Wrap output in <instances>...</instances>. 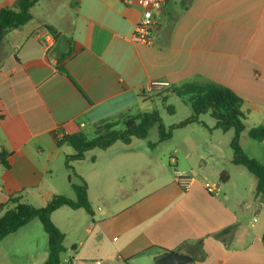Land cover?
Wrapping results in <instances>:
<instances>
[{"label": "crops", "instance_id": "crops-1", "mask_svg": "<svg viewBox=\"0 0 264 264\" xmlns=\"http://www.w3.org/2000/svg\"><path fill=\"white\" fill-rule=\"evenodd\" d=\"M60 1H38L32 20L0 40V205L17 193L36 207L54 195L74 198V170L94 213L52 214L66 263L157 264L175 251L194 260L188 264H264V223L251 220L264 209L256 182L246 188L258 201L253 212L250 200L210 194L204 181L181 185L150 146L134 147L141 140L91 150L72 169L65 159L74 150L58 146L64 135L89 136L92 126L145 112L159 93L191 82L232 90L264 125V0H168L149 45L133 39L141 8L132 0ZM14 2L0 0V10ZM47 26L69 38L62 60L50 55L57 39ZM156 82L170 86L158 91ZM48 256L36 219L0 244V264H44Z\"/></svg>", "mask_w": 264, "mask_h": 264}, {"label": "trees", "instance_id": "trees-1", "mask_svg": "<svg viewBox=\"0 0 264 264\" xmlns=\"http://www.w3.org/2000/svg\"><path fill=\"white\" fill-rule=\"evenodd\" d=\"M38 1L40 0H15L12 7H4L0 10V40L10 30L23 27L32 20L31 9ZM46 29L55 39L61 36L53 27L47 26ZM69 53L58 60H62ZM60 71L67 74L64 67H61ZM166 93L162 98V103L168 114H175V107L166 103L171 95H176L179 98H187L193 111L192 115L179 124L167 128L164 126L160 113L153 110L126 117L123 130L113 129L116 123L111 124L109 122L112 119H107L103 122L109 123V125H105L104 130H98L92 138L82 132L64 135L58 141V146L66 144L75 152L73 155L66 156L67 169H72L69 165L71 161L83 160L85 154L91 150H107L117 142L128 145L133 139H146L151 127L155 124L158 125L159 142L171 140L175 130L189 127L192 124H199V117L210 113L216 122V129L223 132L234 130L230 142L233 150L232 164L246 168L255 177L256 195L264 199V165L258 159L248 156L240 144L241 133L247 129L245 125L247 116L242 111V99L232 90L212 83L191 82L181 87L170 88ZM247 134L251 139L263 143L264 125L251 127L248 129ZM6 155L7 153L2 154L3 164L5 168H10L9 164L4 161ZM72 174L74 178L78 179V182H75L72 176L69 177L71 188L75 194L74 198H68L65 195H54L45 206L36 207L31 203L22 202L21 194L17 193L10 196L6 203L1 204L0 244L9 235L17 232L34 219H38L48 236L49 242V256L44 264H70L60 258V254L66 252L64 247L65 234L54 224L52 214L61 207H69L73 210L83 209L91 216L94 213L89 201L87 183L74 170ZM220 177L223 181H226L223 178H228V175L222 173Z\"/></svg>", "mask_w": 264, "mask_h": 264}, {"label": "rangeland", "instance_id": "rangeland-1", "mask_svg": "<svg viewBox=\"0 0 264 264\" xmlns=\"http://www.w3.org/2000/svg\"><path fill=\"white\" fill-rule=\"evenodd\" d=\"M68 0H61L58 7ZM59 8H56L57 10ZM158 90V89H156ZM163 89H161L162 91ZM160 91V90H158ZM166 91L159 93L162 96L161 100H156L155 103H148L149 109L145 112L157 110L164 122L165 127H170L174 124H179L186 118L190 117L193 113L190 102L186 97L179 98L176 95H171L168 99L167 105L175 107V114H168L165 106L162 103V98L166 95ZM133 115L125 114L122 117H117L111 120V124L116 125L113 127L115 130L124 129V120L126 117ZM245 120L246 128L241 133L240 144L245 150L246 154L252 158L259 156L258 160L264 165V146L260 142L251 139L247 131L253 126L263 125L261 116L256 112L251 115L246 114ZM199 124H192L189 127L177 129L174 131L173 138L165 142H159L158 125L155 124L151 127L146 139L135 141L134 147H147L152 148L157 156L164 162V166L173 174L180 176H189L204 182H211L220 185L224 193L231 194L232 196H239L244 200H250L253 212L258 208L257 200L246 190L251 185V181L256 182L255 177L242 166L235 167L232 164L233 150L231 149L230 142L234 135V130L223 132L215 128L216 122L211 117L210 113L201 115L199 117ZM109 123L100 122L90 130L89 136L92 138L98 130H104L105 125ZM122 146V142L117 144ZM98 151V150H92ZM263 153V157L261 154ZM256 158V159H257ZM205 163H204V162ZM231 162V163H230ZM71 172L74 179V175ZM226 173L228 177L231 175V181H223L221 174ZM234 185V186H233ZM236 185V186H235ZM256 188V187H255ZM255 190V189H254ZM74 194L71 193V197ZM223 195V194H222ZM23 197V195L21 196ZM38 220V219H36ZM251 220H255V225L258 227L264 223V209L261 216H251ZM39 221V220H38ZM40 222V221H39ZM41 223V222H40ZM21 238V243H23ZM18 243H20L18 241ZM3 253L1 257H5L6 246L2 247ZM9 249H22L21 245L9 247ZM29 249H35L30 248Z\"/></svg>", "mask_w": 264, "mask_h": 264}, {"label": "built area", "instance_id": "built-area-1", "mask_svg": "<svg viewBox=\"0 0 264 264\" xmlns=\"http://www.w3.org/2000/svg\"><path fill=\"white\" fill-rule=\"evenodd\" d=\"M138 7L141 8V17L133 33V39L136 43L149 45L154 38V31L157 27V15L163 11L168 0H132ZM127 3H131L127 0ZM167 82H156L151 85L154 89H164L169 87ZM195 178L189 176L179 177V183L187 187ZM205 188L210 194L217 195L222 192L220 185L211 182H205ZM100 264V262H96Z\"/></svg>", "mask_w": 264, "mask_h": 264}, {"label": "water", "instance_id": "water-1", "mask_svg": "<svg viewBox=\"0 0 264 264\" xmlns=\"http://www.w3.org/2000/svg\"><path fill=\"white\" fill-rule=\"evenodd\" d=\"M165 16L164 13H161L160 17L157 19V25L160 24ZM70 48L69 38L62 34L57 40L55 46L51 49L50 55L55 58H61L66 55ZM204 162V161H203ZM205 163V162H204ZM65 253L60 254V258L63 260ZM192 262V258L188 255L175 252L167 251L160 255L157 264H188Z\"/></svg>", "mask_w": 264, "mask_h": 264}]
</instances>
